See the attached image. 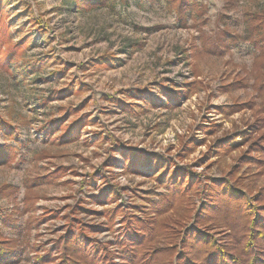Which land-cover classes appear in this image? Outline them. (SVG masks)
I'll return each instance as SVG.
<instances>
[{"label": "rangeland", "instance_id": "1", "mask_svg": "<svg viewBox=\"0 0 264 264\" xmlns=\"http://www.w3.org/2000/svg\"><path fill=\"white\" fill-rule=\"evenodd\" d=\"M107 3L0 0V60L21 50L0 65V149L16 153L0 166L10 264H38L46 253L55 264L58 239L70 235L90 252L114 243L120 254L138 220L211 213L223 182L264 207V46L245 21L264 0ZM84 116L80 139L66 145L36 133ZM162 165L195 180L186 207L160 184Z\"/></svg>", "mask_w": 264, "mask_h": 264}, {"label": "trees", "instance_id": "2", "mask_svg": "<svg viewBox=\"0 0 264 264\" xmlns=\"http://www.w3.org/2000/svg\"><path fill=\"white\" fill-rule=\"evenodd\" d=\"M101 1L107 5V2L110 3L111 0ZM187 1L174 0V2L179 4ZM81 4H83V8L84 6H90L88 2ZM181 6L178 9L179 13L181 12ZM245 14V21L246 25L248 24V29H250L251 39L260 38L259 44L264 46V10ZM7 30L9 33V29ZM10 52L7 58L0 60V65H12L14 61H17L21 50L19 47L14 46ZM36 63L42 64L41 61ZM263 77L264 72H262L258 80ZM261 84L257 87L259 91H262V88L259 87ZM67 93L69 94L68 91ZM261 95H264V91L261 92ZM62 96L60 97L63 98ZM53 98H55L54 95L42 100V106L47 105ZM71 113L73 112L70 110L69 115ZM85 124V116L69 126L51 120L49 124L37 128L36 133L41 135L46 141L52 139L61 146L79 140L80 131ZM58 130L60 134H58L57 138H54L53 135L57 134ZM214 132L212 133L214 134ZM224 143L222 141L221 146ZM219 152L218 150L217 153ZM226 152L229 153L228 150ZM39 158L41 157L39 156ZM15 159L14 148L0 149V166H5L8 162ZM162 168L163 165L157 169V171H160L159 182L172 193L170 200H175L177 205H182L183 207L189 205L192 197L189 192L195 188V180L183 178L184 173L178 176L177 171L173 175L170 173L171 168L169 167L165 168L166 170L163 169L164 171ZM53 179L55 178L51 180ZM222 186L223 188L220 191L218 187L217 191L211 192L210 199L212 202L218 199L221 204L217 205L216 202H213L215 206H211L210 202H208L209 206L212 207L211 213H207L204 210L202 213L197 212L196 216H190L191 214L186 213L185 219L175 214L168 218L153 219L150 222L146 219L138 220L133 231H128L127 235L121 237L124 240L117 244L121 249V259L119 257L115 258L119 253H114V243L108 245L102 243L101 246L98 244L90 252L86 247L80 246L79 241L70 235L58 239L59 244L62 243V246L58 245L60 248L58 250L60 259L55 264H264V207H256L250 204V201L253 202L250 197H247L236 186H231L226 182H223ZM115 194H117V190ZM206 206L204 205L205 208ZM186 220L189 221L186 228L179 226V230H177V227L169 225L170 221H172V225L177 226V224H180L179 222L182 223ZM201 224H204L205 228L201 227ZM208 227L211 229H206ZM210 231L223 232L220 235L229 239L230 242L221 240L224 243L220 244L215 236L210 235ZM179 249L184 250L185 253L183 254L182 251V253H179ZM8 251L9 249L6 248L5 242H0V264H10L11 256ZM49 258H51L49 253H46L45 256L38 255L36 262L38 264H46Z\"/></svg>", "mask_w": 264, "mask_h": 264}, {"label": "crops", "instance_id": "3", "mask_svg": "<svg viewBox=\"0 0 264 264\" xmlns=\"http://www.w3.org/2000/svg\"><path fill=\"white\" fill-rule=\"evenodd\" d=\"M107 136H110L109 137V139H110V141H112V143L111 144H114V145H116V146H121V144H122V142L123 141H121L119 138H117L116 136H113L112 134H111V132L110 133H108V131H107ZM117 151V150H116ZM115 151V152H116ZM118 152V151H117Z\"/></svg>", "mask_w": 264, "mask_h": 264}, {"label": "built area", "instance_id": "4", "mask_svg": "<svg viewBox=\"0 0 264 264\" xmlns=\"http://www.w3.org/2000/svg\"><path fill=\"white\" fill-rule=\"evenodd\" d=\"M121 180H123V179H121Z\"/></svg>", "mask_w": 264, "mask_h": 264}]
</instances>
